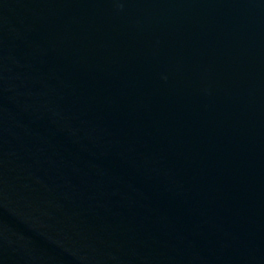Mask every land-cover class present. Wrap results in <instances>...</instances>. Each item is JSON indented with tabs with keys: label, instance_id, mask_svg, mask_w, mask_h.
Returning <instances> with one entry per match:
<instances>
[{
	"label": "water",
	"instance_id": "1",
	"mask_svg": "<svg viewBox=\"0 0 264 264\" xmlns=\"http://www.w3.org/2000/svg\"><path fill=\"white\" fill-rule=\"evenodd\" d=\"M0 264H264V0H0Z\"/></svg>",
	"mask_w": 264,
	"mask_h": 264
}]
</instances>
